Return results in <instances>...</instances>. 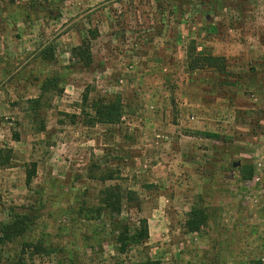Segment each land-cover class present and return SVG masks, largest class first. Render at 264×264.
<instances>
[{"label": "rangeland", "instance_id": "1", "mask_svg": "<svg viewBox=\"0 0 264 264\" xmlns=\"http://www.w3.org/2000/svg\"><path fill=\"white\" fill-rule=\"evenodd\" d=\"M192 48L225 71L190 70ZM112 96L119 121L90 124ZM0 148V223H28L0 264L28 241L31 264H264V0H0ZM109 185L136 194L112 219L92 212ZM137 217L148 238L120 253Z\"/></svg>", "mask_w": 264, "mask_h": 264}, {"label": "trees", "instance_id": "2", "mask_svg": "<svg viewBox=\"0 0 264 264\" xmlns=\"http://www.w3.org/2000/svg\"><path fill=\"white\" fill-rule=\"evenodd\" d=\"M200 4H205L208 0H198ZM193 54L190 55L191 58L188 60L187 67L190 70L195 69H215L218 72L225 71L224 58L220 56H215L212 54H202L201 52H196L195 48H192ZM74 53H80L89 59V46L88 44L80 45L74 48ZM86 64L88 62L86 61ZM54 80L46 79L42 82L40 90L45 93L49 90L51 85L54 86ZM41 97L32 99L31 108L37 109L40 106ZM92 110L94 114L91 116L92 120L90 124L103 123V124H115L119 121L122 112V104L118 96H112L92 105ZM43 129V128H41ZM205 137L217 138V134L205 133ZM12 150L0 148V167L8 165L11 160ZM35 174V167L28 169L26 175V185H30L31 179ZM253 175L252 166H242L241 168V178L249 180ZM111 179L110 176L103 178V181ZM135 192L131 190H122L120 187L115 185L105 186L99 192V205L92 208V212L99 214H106L112 219L115 215H120L123 208V201L127 203H135ZM137 206V204H136ZM119 222V220H118ZM137 225L130 227L128 224H121L120 229L116 235V242L118 244V251L120 253H125L130 247L142 244L146 241L149 235L148 222L146 218L137 217ZM207 214L203 208L198 206H193L187 213L186 220L184 222V227L187 232H198L203 226L206 225ZM28 223L26 217H20L18 215L9 218L6 221L0 223V246L7 247L14 244L18 238H21L23 234L27 231ZM47 253L46 247L38 242H22L20 243L19 253L16 255L13 264H31L28 259H31L33 255H40ZM29 257V258H28ZM28 258V259H27ZM133 264H159L156 260L146 259L144 261L136 262ZM250 264H263L261 260L252 261Z\"/></svg>", "mask_w": 264, "mask_h": 264}, {"label": "water", "instance_id": "3", "mask_svg": "<svg viewBox=\"0 0 264 264\" xmlns=\"http://www.w3.org/2000/svg\"><path fill=\"white\" fill-rule=\"evenodd\" d=\"M237 165H239V162H237V163L234 164V166H237Z\"/></svg>", "mask_w": 264, "mask_h": 264}]
</instances>
